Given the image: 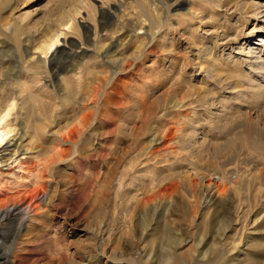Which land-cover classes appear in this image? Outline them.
Masks as SVG:
<instances>
[{
  "label": "rangeland",
  "instance_id": "1",
  "mask_svg": "<svg viewBox=\"0 0 264 264\" xmlns=\"http://www.w3.org/2000/svg\"><path fill=\"white\" fill-rule=\"evenodd\" d=\"M87 1L93 12L83 5L44 56L37 48L60 28L57 18L72 0H0V106L16 105L15 131L0 147V215L7 213L0 219V264H133L129 254L109 252L151 245L135 226L142 216H165L166 227L205 244L210 256L234 254L232 243L263 260L264 98L243 97L232 81L224 86L231 89L220 88L192 62L196 47L210 50L203 61L217 63L224 76L260 62L264 0H223V6L181 0L201 17L187 13L184 3L172 6L164 32L158 16H140L155 13L153 6L161 11L158 0ZM109 41L114 54L106 58L95 46ZM178 78L185 80L172 82ZM194 85L203 93L177 104ZM84 114L86 125L77 124ZM231 181L242 183L240 189L229 190ZM201 183H210L213 197L228 194L217 206L219 222L212 209L204 219L200 207L188 212ZM127 214L130 231L117 238ZM235 219L223 237L220 223ZM99 220L105 252L90 255Z\"/></svg>",
  "mask_w": 264,
  "mask_h": 264
},
{
  "label": "bare ground",
  "instance_id": "2",
  "mask_svg": "<svg viewBox=\"0 0 264 264\" xmlns=\"http://www.w3.org/2000/svg\"><path fill=\"white\" fill-rule=\"evenodd\" d=\"M164 7H162L161 11L160 8L158 9H154L156 7L153 6V10H155V13H150V15H148L147 13H145L144 11L141 12L140 16L143 17V19L149 20L150 18L154 17V16H158L161 19V23H160V28H161V32H164L165 30L163 29V27L167 24V22L170 19V10H172V6H176V5H180V3H184L181 0H175L173 2V4H168L167 1L166 3L158 0ZM207 1V3H211L216 4V2H220L218 3L220 6H223L227 3V1H223V0H205ZM232 1V0H231ZM64 2V1H63ZM145 2V1H144ZM62 3V2H61ZM245 3V2H244ZM255 3V2H254ZM217 4V5H218ZM236 4H239L238 2ZM85 5V9L86 10H90L93 12V10L95 9L94 6L93 8H91V4H88L87 0H72L70 7L67 9H63L61 10V13L59 15V17L57 18L58 20V25L60 26V28L55 29V30H51V33H47L45 39L43 40V42L38 46L37 50H39L40 54H43L44 56H47L54 47H56V45L59 42V38L60 36L64 33L65 30L69 29L72 27V24H75L76 19H77V15H80L81 13V8L82 6ZM112 5V4H111ZM150 5V4H149ZM178 5V6H179ZM257 5V4H256ZM177 6V7H178ZM185 6V3L182 5V7ZM216 6V5H215ZM218 6V7H220ZM241 6V3H240ZM251 6V5H250ZM186 7V6H185ZM192 7V6H191ZM187 8V13L191 14L192 17L194 18H200L202 11H197L196 8ZM217 7V6H216ZM227 7V6H226ZM236 7V6H235ZM90 8V9H88ZM97 8V7H96ZM237 8L239 9V7L237 6ZM246 8V7H245ZM84 9V8H83ZM112 9L115 11L117 10V7L113 6ZM256 9V8H254ZM157 10V13H156ZM174 10V9H173ZM159 11V12H158ZM250 11V10H249ZM95 12V11H94ZM252 13V12H251ZM97 14V13H96ZM255 14H259V13H255ZM160 15V16H159ZM143 20V21H144ZM151 20V19H150ZM74 22V23H73ZM82 22V20H81ZM150 25L152 24L151 22H149ZM53 26V25H52ZM199 26V25H198ZM65 27V28H64ZM197 27V26H196ZM63 28V30H62ZM152 28V27H151ZM174 28V27H173ZM198 30V29H197ZM180 31V30H178ZM184 31H187L184 29ZM192 31V30H191ZM119 34V33H118ZM147 34V33H146ZM181 34V33H180ZM190 34V33H189ZM192 34V32H191ZM190 34V35H191ZM183 36V35H182ZM114 40L116 38L115 35H113L112 37ZM183 38V37H182ZM185 38V37H184ZM189 38V36H188ZM191 39V38H190ZM261 40H264V38H262ZM115 41V40H114ZM114 41H109L107 44H103L100 46H95V48H97L98 50H100L99 52H102L103 57H113V54H111L110 52H112L111 50L113 49V45H114ZM188 46L191 47V49H194V44L191 40H186ZM149 42V41H148ZM264 42V41H263ZM138 46V45H137ZM141 47V46H140ZM141 48H138V51ZM145 49V48H144ZM146 50V49H145ZM114 51V50H113ZM137 51V52H138ZM194 54H195V58H196V62H192L194 63V66L198 67L199 70H201L202 72H205L206 77L211 80L214 85L220 87V88H224V86L226 85L227 82H230L229 86L231 88H240L238 91L241 95H243L245 93H249L251 95H256L259 94L260 98H264V85H261V82L259 83L258 81V77L257 76H261L264 78V58L261 59L260 62H256V63H248V70H246L245 68L240 70V73L238 71H232V73L227 74L224 76L216 73V64L214 61H203L204 57L207 56V53L210 51L209 49L206 50L202 47V49H199V47H196V50H194ZM143 52V51H141ZM169 53V52H168ZM188 53V52H187ZM209 54V53H208ZM250 55V54H249ZM100 56V55H99ZM118 56V55H117ZM189 58V57H188ZM194 58V59H195ZM258 58H261L258 56ZM117 59V58H116ZM233 59V58H232ZM190 60V61H192ZM200 60V61H197ZM217 60V59H215ZM235 60V59H234ZM232 60V62L234 61ZM237 60V59H236ZM255 60V59H254ZM123 61V60H121ZM230 61V60H229ZM238 62V61H234L233 63ZM232 63V64H233ZM124 64V62H123ZM238 64V63H236ZM191 66V65H190ZM193 66V67H194ZM239 66V64H238ZM240 67V66H239ZM218 70V69H217ZM223 70V69H222ZM226 70V69H225ZM220 72V71H219ZM224 72V71H223ZM222 73V72H221ZM229 73V72H228ZM99 74V73H98ZM176 74V73H175ZM104 76V75H103ZM186 76V75H185ZM180 77V76H179ZM92 79V78H91ZM183 81L185 79H182ZM182 80L178 79H172L173 83H178L181 82ZM191 80V78H190ZM207 80V79H206ZM264 80V79H263ZM208 81V80H207ZM90 82V81H89ZM211 82V83H212ZM171 83V82H170ZM223 86V87H222ZM225 87V88H229ZM224 88V89H225ZM229 88V89H231ZM90 89V88H89ZM186 90V89H185ZM200 90V89H199ZM197 89V87L194 85L193 88H191L189 91L185 92V95L182 97L181 100H179L177 102V104L182 105L185 101L186 98L191 95H194V93H196L197 95H200L203 93V91H199ZM235 90V89H234ZM13 91V90H12ZM94 91V90H93ZM92 91V93H93ZM91 92V91H90ZM164 92V91H163ZM198 92V93H197ZM236 92L233 91V93ZM88 93V92H87ZM91 93V94H92ZM13 94V93H12ZM97 94V93H96ZM205 94V93H204ZM203 94V95H204ZM238 94V93H237ZM236 94V95H237ZM93 95V94H92ZM240 95V97H241ZM91 96V95H90ZM161 96V95H160ZM239 96V95H237ZM18 97V96H17ZM164 97V96H161ZM202 97V96H200ZM250 97V96H249ZM98 98V97H97ZM103 98V97H102ZM199 98V97H198ZM202 98H205V96H203ZM8 99V98H7ZM13 99V98H12ZM85 99L86 96H85ZM259 98H257L258 100ZM88 100V99H87ZM204 101V100H203ZM207 101V100H206ZM205 102V101H204ZM186 103V102H185ZM258 103V102H257ZM261 104V103H260ZM2 105V104H1ZM15 102L12 101H7L3 106H0V147L3 146V144L6 142V140L8 139L9 135L11 134V132L15 131V127H13L10 123V117L13 114V110L15 108ZM98 107V106H97ZM98 110V108H97ZM97 110H95L97 112ZM188 111V110H187ZM192 111V110H191ZM83 114V113H82ZM78 116V115H77ZM87 117L85 114L79 115V117H75L74 120L77 121V124H81V123H85V117ZM222 117V115H221ZM85 120V121H84ZM84 121V122H83ZM43 122V121H42ZM87 123V122H86ZM85 123V125H86ZM229 123V122H228ZM82 125V124H81ZM83 125V129L85 128ZM43 128V127H42ZM86 129V128H85ZM35 130V129H34ZM79 132L81 130H78ZM117 131V130H116ZM134 132V127L129 129L130 134H132ZM122 133H124V131H122ZM81 138H78V142H74V145L77 147H79V141ZM9 141V140H8ZM77 141V140H76ZM88 141V140H86ZM88 143V142H87ZM86 145V144H85ZM84 145V146H85ZM264 145V144H263ZM16 147V146H15ZM14 154V153H13ZM228 171V170H227ZM181 175V174H180ZM124 176V175H123ZM127 176V175H126ZM203 178V177H202ZM190 177L187 176V182L189 183V185H191L192 183L189 182ZM204 179V178H203ZM233 180V179H232ZM191 181V180H190ZM201 181V179H200ZM204 181V180H203ZM225 182V181H224ZM245 182V181H244ZM204 183V182H203ZM211 183V182H210ZM210 183H206V184H199V191L198 193H192L191 195V199L189 200V202L187 203V205L189 206V211L190 213H192V215H194L197 210L202 209V219H204L205 217H207L206 215L209 213V211L212 209V212L210 213L211 215L213 214V221L216 223L218 221V217L216 214L217 212V206H219L220 202H225L227 199V195H224L223 192L221 193V195L213 197L211 195V188H210ZM231 186L229 188V190L232 191H237L240 189V184L242 185V183H239L237 181L233 182L231 181ZM234 183V184H233ZM195 186V184H193ZM194 186L192 188H194ZM245 186V184H244ZM190 189V188H189ZM242 189H244V187H242ZM192 190V189H191ZM190 190V191H191ZM196 190V188L194 189V191ZM198 190V189H197ZM213 191V190H212ZM219 192V191H218ZM241 196V195H240ZM131 198V197H130ZM186 199V200H188ZM226 199V200H225ZM231 199V198H230ZM133 200L135 201L137 205L140 199H137L135 196L133 197ZM130 201V200H129ZM133 201V202H134ZM242 204V203H241ZM242 206V205H241ZM127 207V206H126ZM235 208V206H234ZM235 210V209H234ZM241 210V209H240ZM6 213L3 212L1 213V217L0 219L4 216V214ZM234 213V212H233ZM237 213V212H235ZM7 214V213H6ZM191 215V214H190ZM240 215V214H239ZM238 216V215H237ZM235 216V217H237ZM133 217V216H132ZM155 217V216H154ZM200 217V216H199ZM232 217V216H231ZM239 217V216H238ZM259 217V216H258ZM125 218V216H124ZM233 218V217H232ZM231 218V219H232ZM243 218V217H242ZM128 219V220H126ZM133 219V218H132ZM132 219L128 214L126 216V218L123 220L122 219V225L119 224V228L117 229L118 231V235L117 238L122 239L123 238V233L124 232H129L130 228H131V223H132ZM163 220H166V217H162V218H151L150 220L147 219L145 216H142L141 218H139L138 220V225L136 224V228L137 226H140V231H141V237L143 238H147L149 237L151 242H150V246H141L140 249H133V248H129V247H124V246H113L111 251L109 252L111 256L118 257V256H122V255H127L129 254V256H132L131 258H133V264H264V258L263 260H258L257 256L253 254L246 256L247 253L244 252V248L240 249L238 246L234 245V244H230L231 245V250L236 251L234 254L231 252L229 253L227 256L223 257L219 254L217 255H211L209 254V251L205 248V244H201V242H193L190 239L185 238L181 233H175V231H171L168 227H166L163 222ZM227 220V219H226ZM233 220V219H232ZM230 223V220L227 224H221L220 223V227L223 226L221 228V235L224 237L226 231L231 230L234 224H237L238 219H235L236 221H232ZM240 220V219H239ZM127 221V222H126ZM222 221V220H221ZM166 222V221H165ZM219 222V221H218ZM233 222V223H232ZM240 222V221H239ZM258 220L255 218L252 226H257L258 225ZM260 222V221H259ZM203 223V222H202ZM262 223V222H261ZM105 224V222L103 223L101 220H99V223L97 222V231L93 230V234L96 236L97 238V243L95 244L94 247L90 246L88 249L89 254L91 255V253H95L96 256H101L104 255L105 252V245L107 244L106 239L100 234V233H104L102 232V228L103 225ZM165 226H163V225ZM198 224H201V222H199ZM243 226V225H242ZM134 229V227H132ZM234 228V227H233ZM250 228V229H251ZM257 228V227H255ZM95 229V228H94ZM105 230V229H104ZM244 232V231H243ZM188 235V234H187ZM108 237V235L106 236ZM222 237V238H223ZM241 237V236H240ZM109 238V237H108ZM140 238V237H139ZM166 240L167 243V247H163L162 244L160 243L163 242L162 240ZM241 239V238H240ZM149 240V241H150ZM247 240V239H246ZM141 241V240H140ZM242 241V240H241ZM240 241V242H241ZM109 242V241H108ZM159 242V243H157ZM230 242V241H227ZM232 242V241H231ZM238 242V241H237ZM155 243H157V247L155 248L154 246L152 247V245H154ZM190 243V244H189ZM139 244V242H138ZM236 244V243H235ZM262 244V243H261ZM146 245V244H145ZM207 245V244H206ZM254 245V243H253ZM259 246V245H257ZM263 250H264V244L262 245ZM92 247V248H91ZM256 247V246H255ZM219 251V250H218ZM260 251V250H259ZM253 252V250H252ZM263 252V251H262ZM88 254V255H89ZM249 254V253H248ZM263 254V253H262ZM79 255V254H78ZM257 255V254H256ZM82 256V255H81ZM262 256V255H261ZM264 256V254H263ZM90 257V256H89ZM90 258H93V256H91ZM111 264H115L113 262H111Z\"/></svg>",
  "mask_w": 264,
  "mask_h": 264
},
{
  "label": "snow or ice",
  "instance_id": "3",
  "mask_svg": "<svg viewBox=\"0 0 264 264\" xmlns=\"http://www.w3.org/2000/svg\"><path fill=\"white\" fill-rule=\"evenodd\" d=\"M0 142H2V141H0Z\"/></svg>",
  "mask_w": 264,
  "mask_h": 264
}]
</instances>
